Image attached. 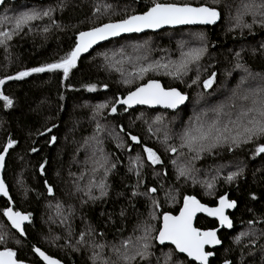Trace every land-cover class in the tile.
<instances>
[{"label":"trees","instance_id":"obj_1","mask_svg":"<svg viewBox=\"0 0 264 264\" xmlns=\"http://www.w3.org/2000/svg\"><path fill=\"white\" fill-rule=\"evenodd\" d=\"M154 2L215 7L221 13V21L215 27L168 29L113 40L79 57L67 78L57 70L33 73L20 80L6 79L20 71L58 61L75 46L80 31L143 14ZM251 2L253 0L6 2L0 8V20L32 9L54 11L51 19L35 21L31 31L25 28L0 44V79L5 80L0 92L13 100L11 107H5L0 100V151L9 138L17 141L8 155L4 178L15 210L31 214L25 228L27 237L23 238L3 215L9 202L0 200V236H3L0 251L5 247L12 249L25 264H43L35 255L34 247L65 264H94V249L90 245L102 244L105 247L95 251L111 261L115 259L112 246L119 247L121 241L129 237L135 242L144 235L146 226L150 227V237L157 236L162 216L177 214L185 196L216 206L220 197L228 194L230 200L238 204L237 210L230 214L234 225L220 234L223 245L214 252L210 264H225V261L264 264V153L254 155L255 144L232 150L224 145L193 159L196 153L181 147L186 127L194 129L200 122H211L216 116L212 109L224 105L225 113L235 114L231 105L226 109L227 105L219 103L214 96L229 81L230 86H238L237 77L229 79L232 71L241 70L248 85L253 79L264 87V27L257 23L249 30L236 26L235 20L240 5ZM106 4L111 5L107 10ZM97 6H100L99 12ZM230 21L235 29L230 28ZM2 27L11 31L13 25L4 23ZM45 27L49 28L48 32L43 31ZM200 32L204 33V41L193 36ZM180 38L193 41V47L204 46L206 51L198 64L189 65L190 70L177 77L168 73L174 71L173 61L182 60L176 53L178 46L186 42H181ZM110 54H115V58ZM133 58L140 63L138 67H153L142 76L136 71L125 78L128 71L120 67L119 61ZM165 64L167 68L158 66ZM237 64L243 67L237 68ZM192 69L199 73H193ZM212 73H215V81L207 90L203 81ZM149 80H158L166 89L176 88L188 94V105L170 112L144 107L131 110L116 103L119 97L127 96L129 91ZM89 86H95L94 90L89 91ZM249 89V86H241L237 92ZM200 97L203 100L199 101V106L207 115L199 120L195 117L194 121L195 112H202L193 110ZM101 104L108 107L98 109ZM112 105L117 109L115 113L111 112ZM133 135L138 137L139 144L131 140ZM144 147L152 148L162 163L152 165ZM172 147L177 149L175 153L170 150ZM137 156L142 161L139 169L133 164ZM104 159L107 164L100 167L97 162L103 163ZM113 164L115 168L111 167ZM105 167L109 169L106 178ZM181 168L186 170V175H180ZM236 171L239 175L228 181L227 176ZM101 180L107 185L104 196L97 187ZM151 188L156 192H150ZM89 190L96 199L86 195ZM153 199L159 207L153 205ZM217 226L215 220L205 216H200L196 222L201 230ZM81 233H84V244L78 243ZM149 242L152 255L142 261L137 258L132 264H157L158 258L163 264V254L175 249L161 247L155 239ZM177 260L181 264H195L173 251L172 264Z\"/></svg>","mask_w":264,"mask_h":264},{"label":"snow or ice","instance_id":"obj_2","mask_svg":"<svg viewBox=\"0 0 264 264\" xmlns=\"http://www.w3.org/2000/svg\"><path fill=\"white\" fill-rule=\"evenodd\" d=\"M215 2V0H214ZM4 0H0V4H3ZM111 5H104L105 10L109 9ZM51 8L45 10L32 9L29 11L21 12L19 15L14 17L5 16L0 20V44H4L7 40H11L12 36L23 31L25 28L31 31L33 28V22L43 20L45 17L51 19L52 12ZM96 11H100V6L96 7ZM245 16L252 17V23H247L244 20ZM259 17V19H257ZM220 18V12L215 7L200 5L192 6L190 4L178 5L175 3H158L154 2L153 5L140 15H131L127 18L120 19L116 22L104 23L100 26L92 27L88 31H80L75 42V46L71 51L67 52L58 61L53 63L44 64L39 67H32L24 71L18 72L15 76L6 77L7 80H20L33 73H44V72H55L57 70L63 73L64 78L68 77L70 71L76 67L77 60L81 53L87 52L94 44L99 41L107 40L110 37H117L122 33H139L145 29H159L165 25L176 26V25H212L217 22ZM236 26L241 28H248L251 30L254 24H259L264 27V0H259L256 3L255 0L251 3H243L237 10L235 16ZM4 23H10L13 25L11 31L3 30L2 25ZM55 24V21H52ZM59 27V25H56ZM44 32H48L49 28L45 27ZM196 39L200 41L205 40L203 32L194 33ZM206 48L204 46L190 48L186 53L182 54V60L179 64L174 66V71L169 72V75H175L179 77L181 72L186 73L189 71V65L198 64L202 55L205 53ZM239 56V53H237ZM159 67L167 68L168 65H158ZM153 66L148 65L139 69V75L142 76L148 72ZM237 68L243 67L240 64L236 65ZM247 72V69H244ZM250 75V73H249ZM199 77L197 76V79ZM215 81V73H212L207 79L203 81V87L209 89L212 87ZM196 81L194 80L193 83ZM245 82V78L241 79V85ZM5 83L4 79H0V85ZM128 83V81H125ZM95 86H89V91L94 90ZM233 96H238L242 103L238 106L235 102L232 103L231 108L235 109V114L224 112V105H219L212 111L216 114L215 119L205 124L200 122L197 127L189 128L181 137V147H187L190 152L196 153L193 159H198L199 154L203 152H210L212 149L227 145L229 150L238 148L245 144H255L254 155L264 153V87L256 89H249L241 92L233 90ZM187 99L185 94H182L176 88H165L161 85L158 80H149L147 83L142 84L134 91H129L126 98L117 99L116 103L128 105L129 107L134 104L140 105H162L165 108L175 109L178 105L182 104ZM0 100L4 101L5 107H11L13 100L8 96L0 92ZM98 109L108 107L107 104H101L97 106ZM115 105L111 106V112H116ZM207 115V113H205ZM226 116L227 119L222 120L221 117ZM159 120V117H157ZM199 120V117H197ZM99 129V125L97 126ZM51 131V129H49ZM151 131V129H149ZM52 141H55L53 136ZM167 139V137L165 138ZM131 140L140 143L138 137L131 136ZM17 141L9 138L3 150L0 151V168L3 167L5 160V154L10 148L14 147ZM173 153L177 151L175 147L170 149ZM36 151L35 148L32 149ZM143 151L147 154V160L152 165L162 163L160 156L150 147H144ZM100 167H104L107 164V160L104 159L103 163L97 162ZM175 163V161H173ZM133 164L136 165L137 169L142 167V161L139 156L135 158ZM115 168V165H111ZM96 169H94L95 171ZM43 171V166H41ZM109 169L105 167L104 176L108 175ZM131 171V169H130ZM186 170L181 168L180 175H186ZM137 177L140 173L137 170ZM239 175V171L232 172L227 176L228 181H232L236 176ZM97 187L100 190L101 196L107 194V185L105 180H101ZM212 187L211 184L208 185ZM91 189V185H90ZM51 193L52 189H48ZM150 192L155 193L156 189H149ZM0 194L8 196V191L4 184V181L0 179ZM133 192V195H136ZM86 195H89L90 199H96L90 194V190ZM153 205L159 207L158 203L153 199ZM236 202L228 200L227 197L221 196L219 199V206L215 208H209L206 205L200 203L194 196H185L183 200V207L180 209L179 215H171L165 213L163 215V226L158 230V235L150 237V227L146 226L144 229V235L137 238L134 242L131 237L121 241L119 247L112 246L111 251L115 255L114 260H109L100 256V253L95 249H103L105 245L92 244L93 256L92 259L94 264L99 260L100 264H132L137 258L141 261L152 255L149 249L152 247L150 239L158 240L160 244H164L165 241L170 242L175 246L174 250H170L163 254V264H172L173 251L176 253L186 254L191 261L196 264H209V257L213 256L212 251H206V245H220L222 241L217 237L216 230L202 231L200 228L194 226V218L197 212H204L209 216L216 217L222 227H232V221L227 215L225 210L234 208ZM3 215L11 222L12 228L16 229L21 235H24L25 230L23 228L24 221L30 222L31 214H23L19 211H13L11 207H7L3 211ZM155 219V216H152ZM251 223V222H250ZM91 231V230H89ZM239 241V237L236 238ZM0 242H3V236H0ZM19 243V241H17ZM80 244L86 243L84 240V233H81L78 241ZM34 251L45 261V264H60V261L53 259L51 256L46 255L39 248H35ZM16 252L10 248L5 247L3 251H0V264H22L21 261L16 259ZM157 264H160L158 258ZM176 264H181L177 260ZM225 264H229L225 261Z\"/></svg>","mask_w":264,"mask_h":264},{"label":"water","instance_id":"obj_3","mask_svg":"<svg viewBox=\"0 0 264 264\" xmlns=\"http://www.w3.org/2000/svg\"><path fill=\"white\" fill-rule=\"evenodd\" d=\"M15 2V0H4V3L3 4H0V8H2L3 7V5L6 3V2ZM179 5V4H178ZM192 6H194V5H192ZM140 15V14H139ZM220 21H221V13H220V18L217 20V22L215 23V24H212V25H176V26H170V25H165V26H163V27H161V28H159V29H155V30H153V29H145V30H143L142 32H139V33H122L121 35H119V36H117V37H110V38H108L107 40H104V41H99L97 44H94L87 52H83V53H81V55H80V57H82V56H85V55H88V54H90L92 51H94L95 49H97L99 46H101V45H104V44H106V43H108V42H111V41H113V40H117V39H120V38H123V37H126V36H131V35H144V34H146V33H158V32H161V31H164V30H168V29H179V28H184V27H215V26H217L219 23H220ZM88 31V30H87ZM160 82V81H159ZM161 83V82H160ZM161 85L163 86V84L161 83ZM164 87V86H163ZM178 90V89H177ZM178 91H180V90H178ZM181 92V91H180ZM182 94H185L186 96H187V99L182 103V104H180V105H178L177 106V108H175V109H169V108H165V107H163L162 105H152V106H149V105H140V104H134V105H132V106H128V105H123V104H119V105H122L123 107H126V108H128V109H131V110H134V109H137V108H149V109H154V110H164V111H170V112H177V111H179L180 109H182V108H184V107H186L187 105H188V103H189V101H190V96L188 95V94H186V93H183V92H181ZM123 98H126V96L125 97H119V99H123ZM10 151H11V148L9 149V151L5 154V160H4V163H3V167L2 168H0V179H2L3 181H4V184H5V186H6V189H7V191H8V196H4L3 194H0V200L1 199H6L8 202H9V207H11L12 209H13V211H16L15 210V206H14V202H13V199H12V197H11V193H10V189H9V186H8V184L6 183V181H5V178H4V172H5V168H6V163H7V160H8V155H9V153H10ZM225 197H227V199L228 200H230V198H229V195L228 194H226L225 195ZM197 199V198H196ZM198 200V199H197ZM200 203H202V202H200ZM203 204V203H202ZM204 205H206V204H204ZM207 207H209V208H215V207H218L219 206V202H218V204L216 205V206H209V205H206ZM183 207V204H182V206H181V208ZM180 208V209H181ZM237 208H238V204H237V202H236V206L234 207V208H229V209H226L225 210V215H227L228 217H229V219L232 221V227H233V225H234V222H233V220H232V218H231V216H230V214H232V213H234L236 210H237ZM19 212H21V211H19ZM179 212H180V210H179ZM179 212L177 213V214H172V213H168V214H171V215H174V216H176V215H179ZM21 213H23V212H21ZM23 214H26V213H23ZM200 216H205V217H208V218H210V219H213V220H215L216 222H217V228H215V229H210V230H216L217 231V237L221 240V238H220V234L223 232V231H228V230H230L231 228H228V227H226V226H224V227H222L221 225H220V222H219V220L216 218V217H213V216H209V215H207L206 213H204V212H197L196 213V216H195V218H194V221H193V223H194V226H196V222H197V219L200 217ZM6 220H7V222L9 223V225L11 226V222L7 219V217H6ZM29 223V221H24V223H23V228H24V230H25V228H26V225ZM162 226H163V216H162V220H161V227L160 228H162ZM11 228H12V226H11ZM17 234H19L21 237H23V238H26L27 236H26V232L24 233V235H21L16 229H14V228H12ZM202 231H207V230H202ZM222 241V240H221ZM156 242H157V244L159 245V246H161V247H164V246H172V247H174L175 248V246L174 245H172L170 242H168V241H165V243L162 245V244H160L159 243V241L158 240H156ZM222 245H223V241H222V243L220 244V245H216V246H212V245H206L205 246V250L207 251V250H209V251H212L213 253L216 251V250H218V249H220L221 247H222ZM35 248H37V247H34L33 248V251H34V249ZM41 250V249H40ZM41 251H43V250H41ZM44 252V251H43ZM34 253H35V255L41 260V262L43 263V264H45V261H43V259L41 258V257H39V255L34 251ZM45 253V252H44ZM46 255H48L47 253H45ZM178 254H180V255H182V256H184V257H186L189 261H191V258H188L187 256H186V254H182V253H178ZM49 256V255H48ZM214 256V255H213ZM213 256H211V257H209V264H210V262H211V260H212V258H213ZM53 259H57V258H54V257H52ZM16 259L18 260V258H17V256H16ZM57 260H59V259H57ZM60 261V260H59ZM191 262H193V263H195L196 264V262H194V261H191ZM22 264H25V263H23L22 262ZM60 264H65L64 262H62V261H60Z\"/></svg>","mask_w":264,"mask_h":264},{"label":"rangeland","instance_id":"obj_4","mask_svg":"<svg viewBox=\"0 0 264 264\" xmlns=\"http://www.w3.org/2000/svg\"><path fill=\"white\" fill-rule=\"evenodd\" d=\"M244 20L248 23V21H249V23H252V17H244ZM229 26H230V28L231 29H235L233 26H232V24H231V21L229 22ZM194 36V35H193ZM195 37V36H194ZM179 40V39H178ZM178 40H177V43H178ZM180 40H181V42H186L187 40L186 39H183V38H180ZM193 41H188V42H186L184 45H182V46H178V51H177V56H178V58L180 57V58H182V54L183 53H186L190 48H194L193 46ZM195 47H197V46H195ZM111 58H115V54H110L109 55ZM164 57H166V56H164ZM177 58V57H176ZM202 58V57H201ZM180 61L181 60H177V61H173L172 63L174 64L173 66H175L176 64H179L180 63ZM200 61V60H199ZM119 63H120V67H122V68H124V69H126L128 72H126V75H125V78H127V77H129L130 76V74H132V72H136V71H139V69L140 68H142V67H147L146 65H144V66H139L138 67V65H140V63L139 62H137V60L135 59V58H133V59H123V60H120L119 61ZM193 70V69H192ZM192 70L190 71L191 72V74H192ZM182 73V72H181ZM193 73H199L196 69H194L193 70ZM232 74L229 76V79L230 78H233L234 76L235 77H237V79H238V85H240V82H241V79L242 78H245V75H243V73H242V71L241 70H235V71H232L231 72ZM229 83H230V81H229ZM229 83H225L221 88H219L217 91H216V93L214 94V96L218 99V102L219 103H222V104H225V105H227L226 107V109H228V107L230 106V105H232V103H240V100H239V98H238V96H233L232 95V93H233V90H239V88H237V86H230L229 85ZM241 86H249L250 87V89H256V88H259V87H263V86H261V83L260 82H256V81H254L253 79H252V83H250L249 85L247 84V80H246V78H245V82L243 83V85H241ZM247 88V87H246ZM210 89V88H209ZM208 90V89H207ZM240 91V90H239ZM203 100V97L201 98H199L198 100H197V102H195V105H194V107H193V110H195V111H202V107L201 106H199L200 104H199V101L200 100ZM241 104V103H240ZM207 111H202L200 114L199 113H197V112H195V115H194V117H193V119L195 118V117H203L204 115H205V113H206ZM211 112V111H210ZM194 121H195V119H194ZM196 123V122H195ZM187 129H189V127H186V130ZM185 130V131H186ZM140 236H143V234H141Z\"/></svg>","mask_w":264,"mask_h":264},{"label":"flooded vegetation","instance_id":"obj_5","mask_svg":"<svg viewBox=\"0 0 264 264\" xmlns=\"http://www.w3.org/2000/svg\"><path fill=\"white\" fill-rule=\"evenodd\" d=\"M207 251H209V250H207Z\"/></svg>","mask_w":264,"mask_h":264}]
</instances>
